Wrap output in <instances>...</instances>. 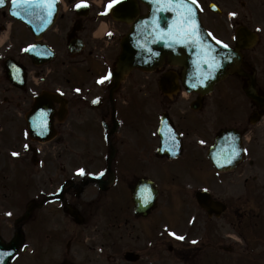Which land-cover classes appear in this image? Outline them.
Here are the masks:
<instances>
[{"label":"flooded vegetation","instance_id":"1","mask_svg":"<svg viewBox=\"0 0 264 264\" xmlns=\"http://www.w3.org/2000/svg\"><path fill=\"white\" fill-rule=\"evenodd\" d=\"M210 1L200 0L202 5ZM64 2L55 25L41 38L0 8V215L12 212L15 228L22 226L34 239L40 223L53 224L55 219L60 229L45 250L59 254L64 244V263L87 264L82 240L90 234L99 244L89 250L108 255L111 264H164L166 241L177 236L165 231L160 211L176 202L197 211L196 194L202 188L210 191L213 201L226 205L220 214L203 211L211 237L207 245H220L224 222L243 234L238 225L242 206L259 202L264 192L260 174L264 168V108L246 93L254 79L256 94L264 97V0L216 1L223 11L219 16L229 20L216 24L211 20L209 28L215 37L232 47L238 30L245 36L255 33L257 38L254 45L241 50L240 72L235 70L201 98L183 86L174 93L170 92L172 84L160 88L165 73L181 74V68L166 63L152 72L135 69L121 83L113 82L119 42L128 26L114 18L112 0ZM7 21H11L9 29ZM102 21L111 27L106 38L96 33ZM38 43L54 55L44 47L33 48L28 55L27 47ZM8 65L23 68L24 82L18 73L13 81L9 78ZM256 112H261L258 120L252 119ZM162 117L171 119L182 136L184 147L177 158L158 156ZM225 129L235 131L228 156L237 157L240 146L244 153L232 170L218 171L209 158V148ZM200 132L203 140H186ZM187 173L189 180L183 177ZM98 175H116L115 184L103 194L107 196L118 186L122 199L114 201L109 215L92 217L102 201L101 181L92 178ZM143 178L158 188L157 204L146 215L135 213L131 199L132 189ZM191 179L195 182L190 183ZM71 181L74 184L64 187ZM68 205L88 214L75 224L71 238ZM177 222L174 226L179 229L185 218ZM15 228L11 235L7 230L0 235L8 240ZM173 241L167 247L172 254L181 246ZM36 250L35 243L26 238L11 264H42L36 262ZM126 252L134 260L122 259Z\"/></svg>","mask_w":264,"mask_h":264},{"label":"water","instance_id":"2","mask_svg":"<svg viewBox=\"0 0 264 264\" xmlns=\"http://www.w3.org/2000/svg\"><path fill=\"white\" fill-rule=\"evenodd\" d=\"M141 1L149 10L147 15L137 18L136 2L125 3L128 8L134 9L127 19L133 21L134 26L122 41V53L115 70L117 80L134 67L149 70L159 67L164 58L168 57L170 63L184 66L188 85L195 82L196 78L199 85L204 87L203 91L207 92L229 72L228 67L238 65L237 52L211 40L202 26L195 1L187 0L191 17L186 16V9L180 6L179 0H176V6H173L171 0ZM18 7L25 8L18 17L33 27L28 6ZM37 15H40L39 11ZM54 15L55 9H51L45 24L55 19Z\"/></svg>","mask_w":264,"mask_h":264},{"label":"rangeland","instance_id":"3","mask_svg":"<svg viewBox=\"0 0 264 264\" xmlns=\"http://www.w3.org/2000/svg\"><path fill=\"white\" fill-rule=\"evenodd\" d=\"M209 15V20L210 22L212 20L213 24L219 23L222 20H224V22L226 23L229 20L224 19V16L221 17L218 15ZM256 52L263 54V49L257 48ZM260 65L263 67L262 64ZM260 174L263 179L262 170H260ZM183 177H191V174L187 173ZM261 195L258 199L259 202L249 201L242 206L243 215H241V217L239 216L240 221L238 225H241L243 234L240 233V230L237 229V231L234 227H232L230 224L225 223L222 219L224 224H222L219 230V237L222 243L229 245L230 242L227 240V238H225V236L234 233L232 234L233 236L240 237L241 235L243 237L241 241L243 242L244 246H242V248L233 246V252H231L230 250L226 251L225 249H218V252L223 254V260V257H219L211 252L213 250H209V247H205V245L199 246L205 243L207 244L211 239V237H209V235L205 232L206 224L203 222L204 217L202 215V217L200 216L201 228H198L196 232H193L195 230L194 229L192 233H190L186 228L182 229V227L177 239L170 238L171 243H174L173 240L180 241L181 246H179L180 250L178 253L172 254L170 251H168L167 243H169L170 241L166 242L163 252L164 264H214V262L220 264H237V261L239 260H243L244 264H264V192H261ZM168 203H170V201H168ZM170 206L171 205H169L168 207ZM169 209L170 208L164 207V209L160 211L161 215L163 214L166 215L165 218H170L171 216L169 214L171 211L169 212ZM171 219L172 218H170L169 220ZM169 225L174 226V223L172 221H169ZM173 226L167 227L171 228ZM244 235L246 236V238ZM180 237H183V239H180ZM214 237L212 239H214ZM249 249H255V251ZM224 254L227 255L224 256ZM207 260L209 262H207Z\"/></svg>","mask_w":264,"mask_h":264},{"label":"snow or ice","instance_id":"4","mask_svg":"<svg viewBox=\"0 0 264 264\" xmlns=\"http://www.w3.org/2000/svg\"><path fill=\"white\" fill-rule=\"evenodd\" d=\"M12 2H13V5H15V6H23V3L18 4V0H12ZM171 2L173 3V6H176V0H171ZM3 3H4V0H0V5H2ZM24 3L30 4V0H24ZM179 4L181 7L186 9V16L191 17V9L189 7L187 0H179ZM39 6H41V7L49 6L50 7V5H45V4H41ZM77 7H80V5H77ZM13 14L19 15L20 13L14 12ZM185 22H187V19L185 20ZM80 172H81V174H83V170H80ZM180 239H183V237H180Z\"/></svg>","mask_w":264,"mask_h":264}]
</instances>
